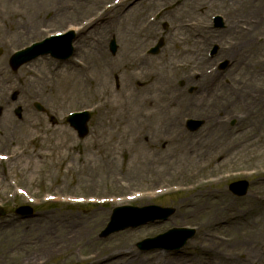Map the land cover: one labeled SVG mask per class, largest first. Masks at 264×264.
Listing matches in <instances>:
<instances>
[{"label":"rangeland","instance_id":"obj_1","mask_svg":"<svg viewBox=\"0 0 264 264\" xmlns=\"http://www.w3.org/2000/svg\"><path fill=\"white\" fill-rule=\"evenodd\" d=\"M199 1L195 0V2ZM251 2L254 3L256 0ZM240 3L241 0H204L199 10L197 8L196 15L199 20L203 19L201 21L211 25L210 32L213 35L212 39L210 38L204 44L202 50L210 60L211 73L226 85L237 82L263 81L264 83V37L256 39L257 43L245 52L238 48L240 46H237L238 39L227 34L224 28L213 26L214 14H221L225 22L231 23L232 18H228L231 12L234 20L238 22V27L243 30L247 22L240 16L241 14L237 13ZM157 4V8L166 9L163 1H157ZM70 5L69 0H0V154L8 156L7 159L0 160V208H2L0 264H91L92 260L84 259L90 253V249H95L89 247L91 244L98 249H103L116 243L125 235H129L125 253L134 257L136 262L142 260L146 262L148 258L152 259L153 255L158 253L164 260L162 262L182 258L184 261L195 259L187 264L210 263L211 256L202 254L194 248L192 243L205 231L202 218L191 217L189 211L192 207L186 206L188 198L197 201L202 199L201 194L189 189L191 182H184L182 185L185 187H172L175 179L169 180L170 183L167 184L156 180L155 175L148 176L144 171H138L140 163L136 159V156L138 157L136 149L139 143L119 145L117 140L121 136L107 130L108 133L102 135L98 133L96 136L99 135V140L110 145L112 149L103 144L101 147L96 146L93 140L94 125L99 120H107L100 116L106 114L107 109L94 108L92 105L94 103L87 97L77 98L75 101H64L59 94L63 84L56 76V72L62 73L69 59L72 60L71 57L67 60H57L51 56H44L20 67L17 71L11 70L9 57L13 51L44 37L43 34H38L40 28L46 26L49 30L56 31L63 30L65 24H82L85 14L81 1L74 3V8ZM20 19L21 24L27 20L29 25L24 28L25 33L17 34L13 32V29L15 22ZM157 20V34L151 37L142 48L149 57L161 55L168 43V37L163 34L166 19L161 15ZM85 32L86 29H82L80 33H77L74 41L76 50L83 48ZM116 32L108 34L104 43L103 39L99 41V45L112 58L116 57L121 49ZM261 32L264 36V29ZM113 38L118 44L114 54L109 48V42ZM160 38H163L164 45L159 53L153 55L149 50ZM245 40L248 39H244V42ZM214 44L220 47V53L211 59L204 51L209 50ZM187 45H192V41L190 40ZM226 57L232 61L231 68L225 72L217 71L216 62ZM200 71L197 70L194 74L198 76ZM187 72L188 70H184L175 74V85L182 91L183 96L192 98L193 105L198 107L202 89L198 82H187L185 78L189 74ZM134 86H138V83ZM111 89H116L117 92L123 89L121 73L113 75ZM249 89L250 94H253L255 89ZM231 93L236 96L235 91L227 89V94L231 95ZM109 98L106 96L98 104ZM36 101L43 105L44 112L34 108L33 104ZM259 103L260 106L243 111L238 105H245V102L239 99L233 106H226V109L220 112L216 111V115L221 120L224 121L226 118L225 128L236 136L238 144L237 138L240 131L247 124V129L251 130L250 119H248L250 114L264 108V97L259 100ZM17 107L22 108L20 115L15 113ZM82 109H89L92 114L88 124V135L79 138L65 117L72 111ZM52 117L57 120L56 124H52ZM186 117L205 120V124L194 132L185 128L184 120V129L188 136L193 135L197 139L207 136V129L211 126V115L202 110L201 113H188ZM232 122H234L233 126H231ZM30 123L33 124L32 127ZM64 130L67 132L66 135L63 134ZM111 134L115 136L112 137ZM249 135V137L253 135V139L246 144L234 147L225 164L219 165L223 179L211 184L212 189L226 192V196L222 197L229 200L231 209L241 211L245 219L252 215L249 209L254 207L253 203L256 200L253 197L264 191V165L257 167L261 157L256 156L258 153H263L264 160V139L254 144L258 140V133L254 128ZM137 136L145 150L144 137ZM259 145L260 150H258ZM152 146L160 151L164 147L161 142L157 146ZM154 148H147V151H152ZM105 162H108L109 167H105ZM214 163L212 162L203 170H210ZM241 179L248 180L250 187L245 196L238 197L229 190L228 185L232 181ZM169 185L172 186L168 187ZM18 190L25 193L20 194ZM134 196L137 197L131 199ZM80 200L83 202H79ZM93 200L95 201L92 202ZM211 202L216 203L217 200L213 199ZM26 204L34 206L36 214L32 218L21 219L14 214V210ZM149 204L173 207L175 212L167 220H156L136 228H128L106 238L99 236L115 207ZM259 208H264V202L258 203L255 210ZM74 224L79 227L72 226ZM196 225L199 229L195 236L178 251L142 252L137 248L138 241L153 237L172 227H195ZM224 226L222 225L217 232L220 237L227 235L228 230ZM80 228L84 232L77 236L75 232ZM49 239L53 242L50 246ZM45 240H48V243L43 246ZM58 241L61 243H56ZM151 262L157 264V262ZM241 263L247 264L246 261ZM251 263L258 264V262Z\"/></svg>","mask_w":264,"mask_h":264},{"label":"bare ground","instance_id":"obj_2","mask_svg":"<svg viewBox=\"0 0 264 264\" xmlns=\"http://www.w3.org/2000/svg\"><path fill=\"white\" fill-rule=\"evenodd\" d=\"M78 1L84 6L85 20L81 27L87 29V34L82 41L84 49L76 51L80 54L75 52L62 73L56 72V76L63 84L61 93L59 92L63 100L75 101L77 98L87 97L97 109H107L106 114L100 115L107 120H99L94 125L93 140L96 146L101 147L103 144L112 149L110 145L99 140V135L108 133L109 130L121 136L117 140L119 145L139 143L136 149L138 150L136 159L140 163L138 171H144L148 176L155 175L156 180L167 184L172 179H175L174 185H181L184 182L193 184L190 190L201 194L202 199L192 201L188 198L186 206L192 207L189 211L191 217L202 218L205 231L192 243L202 254L211 256V264H242L243 261L247 264L251 262L264 264V208L255 210L258 203L264 202V191L253 197L258 203L253 200L254 207L249 209L252 215L245 219L241 211L231 209L229 200L222 197L226 196L224 190L217 191L211 187L212 183H218L223 179L219 165L225 164L232 149L253 139V135L249 137L253 128L258 133V140L254 144L264 139V108L250 114L248 119L251 130L247 129V124L240 131L237 138L239 144L236 136L225 128L226 118L224 121L221 120L216 115V111L220 112L226 109V106H233L239 99L245 102V105H238L243 111L260 106L259 100L264 97L263 81L226 85L225 82L215 78V74L208 72L210 60L203 53L202 47L210 38L212 39L213 35L210 32V24L201 21L203 19L199 20L196 15L197 8L199 10L204 0L202 2L201 0L199 2L195 0H109V2L69 0L70 6L74 8V3ZM157 1H163L166 9L162 11L161 6L157 8ZM256 2L241 0L239 4L237 13L247 22L243 30L238 27V22L234 20L231 12L228 18H232V22H226L227 34L238 39L237 46L240 45L238 48L245 52L257 43L256 39L264 37L261 32L264 29V0H256ZM122 7L124 9L121 10ZM161 15L166 19L163 34L168 37V43L161 55L149 57L142 48L157 34V19ZM21 21L20 19L15 22L14 33H25L24 28H27L29 21L26 20L24 24H21ZM115 31L121 49L119 54L112 58L99 45V41L103 39L104 43L106 36L114 34ZM189 38L192 41L190 46L187 45ZM244 39L248 40L244 42ZM184 70H188L189 73L185 76L187 82H198L202 89L198 107L193 105L192 98L183 96L182 91L176 88L175 74ZM197 70H201L198 76L195 75L196 73L190 75L192 71ZM117 73H121L123 88L118 92L116 89H111L113 75ZM135 83H138V86H134ZM249 88L255 89L253 94H250ZM227 89L235 91L236 96L232 93L227 94ZM106 96L110 98L98 104ZM202 110L212 116L207 136L198 139L193 135L188 136L183 128L186 115L201 113ZM29 125L33 126L31 123ZM98 133L100 134L96 136ZM63 134L66 135L67 132L64 130ZM137 135L144 137L145 150L140 145L142 141L138 140ZM160 142L164 145L161 151L152 146H157ZM147 148L154 149L147 151ZM260 149L259 145L258 150ZM262 155L263 153L256 154L261 157L257 167L264 165ZM212 162H215L214 166L204 171L203 169ZM107 163L105 162V167H109ZM213 199L217 202L212 203ZM222 225L228 230L225 237L217 235ZM72 226L79 227L76 224ZM83 232L80 228L75 234L79 236ZM128 237L129 235L122 236L116 243L103 249L88 243L89 247L95 249H90L87 259L92 260L91 264H154L151 261L157 264H186L188 262L182 258L162 262L164 260L158 253H155L152 259L148 258L146 262L144 260L136 262L134 257L125 253L128 248ZM47 243L48 240H45L43 246ZM50 244L53 242L49 239V246ZM49 249L54 248L49 247Z\"/></svg>","mask_w":264,"mask_h":264},{"label":"water","instance_id":"obj_3","mask_svg":"<svg viewBox=\"0 0 264 264\" xmlns=\"http://www.w3.org/2000/svg\"><path fill=\"white\" fill-rule=\"evenodd\" d=\"M112 48H113V50L115 49V45H114V44H112ZM53 55H54V53H53ZM16 58H17V60H19V61H20L21 59H23V58H20V57H16ZM18 63H19V62H18ZM87 120H88V116H87V115H83V116H81L80 118H78V119L72 121V124H73V125H76V126L80 129L81 134H84V133H85V130H86V128H85V123H86ZM234 186H236V184H233V185L231 186V188L233 187V188L235 189ZM245 190H246V186H245V185H244V186H241V187H240V190H238V191H236V189H235V191H236L238 194H243V193L245 192ZM168 211H170V210H165V212H166L167 214H169ZM170 212H171V211H170ZM116 214H117V211H116V213L114 214V216H113V218H112V221H111V223L109 224L108 228L103 232V234H102L103 236L109 234V233L112 232V231H116V230L124 229V228H126V227H128V226H137V225H139V224H141V223H145L146 221H148V220H153V219H155V218L157 217V216H151V217H148V216H144V215H141V216L138 215V216L133 217V218H131V219H129V220H126V221L123 222L122 224L118 225L120 219H118V218L116 217ZM136 214H137V213H136ZM139 218H141V219H139ZM192 233H193V231H185V230H183V229H175V230L170 231V232H169L168 234H166L165 236H168V238H173V239H174L173 243H176L174 247L179 248V247H181V246L185 243L186 239H187L189 236L192 235ZM178 237H179V238H178ZM160 241H161V238H158V239H155V240H152V241H147V242H145V243L143 242V243L139 244V246H140L141 248H143L144 245H146L147 243H150V242H157V243H154V245H161V244L166 243V242L158 243V242H160Z\"/></svg>","mask_w":264,"mask_h":264}]
</instances>
